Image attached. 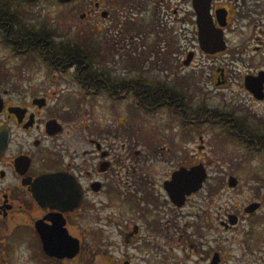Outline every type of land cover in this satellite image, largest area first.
I'll return each mask as SVG.
<instances>
[{"label": "flooded vegetation", "instance_id": "flooded-vegetation-1", "mask_svg": "<svg viewBox=\"0 0 264 264\" xmlns=\"http://www.w3.org/2000/svg\"><path fill=\"white\" fill-rule=\"evenodd\" d=\"M192 2L88 0L82 60L35 56L61 80L0 75V264H264V0H208L204 39Z\"/></svg>", "mask_w": 264, "mask_h": 264}, {"label": "rangeland", "instance_id": "rangeland-1", "mask_svg": "<svg viewBox=\"0 0 264 264\" xmlns=\"http://www.w3.org/2000/svg\"><path fill=\"white\" fill-rule=\"evenodd\" d=\"M87 1L74 0L63 4L57 3L55 0H40L35 4H29L25 0H7L6 2L10 5V12L20 24L30 29L33 28V25L37 27L45 26L47 29L52 30V42L53 39L58 42L65 40L72 42L95 39L97 33L95 23L80 17V7ZM120 17V20L124 22L129 17V13L120 10ZM102 28L105 27L102 26ZM108 34V39L116 41V34L113 31L108 32ZM135 42L137 44L138 41L135 40ZM139 51L141 50L139 49ZM31 56L33 58L29 56L13 57L9 50L4 49L0 43V75L6 76L10 82L47 81L51 80L50 78L61 80L55 74L54 76L47 75L43 63H40L33 54ZM19 65L24 66V68L17 72L15 67ZM184 75L186 74L179 73L178 80L180 76ZM175 79L177 80V78ZM211 172L214 173L215 170Z\"/></svg>", "mask_w": 264, "mask_h": 264}, {"label": "trees", "instance_id": "trees-1", "mask_svg": "<svg viewBox=\"0 0 264 264\" xmlns=\"http://www.w3.org/2000/svg\"><path fill=\"white\" fill-rule=\"evenodd\" d=\"M7 0H0V43L8 48L12 56H29L38 55L43 59L48 67H52L53 70L56 68L63 67L66 69L71 65L73 60H82L77 50L66 49L62 42H52L51 56H45L44 49L40 47L45 46L43 36L39 32H32L29 27H26L18 22L15 16L10 12V5ZM29 4L38 3L40 0H25ZM57 3L63 4L72 2L74 0H55ZM16 25L21 26V36L17 37L15 34ZM40 45V47H39ZM80 57V58H79ZM88 54L84 56L86 60ZM56 71V70H54Z\"/></svg>", "mask_w": 264, "mask_h": 264}, {"label": "water", "instance_id": "water-1", "mask_svg": "<svg viewBox=\"0 0 264 264\" xmlns=\"http://www.w3.org/2000/svg\"><path fill=\"white\" fill-rule=\"evenodd\" d=\"M192 5L197 14V24L200 29V38H205V28L208 19V0H193ZM7 142V136L2 128H0V154L3 152ZM205 177L199 168L190 171H181L177 175L180 179V186H192V190L199 188L201 180Z\"/></svg>", "mask_w": 264, "mask_h": 264}]
</instances>
